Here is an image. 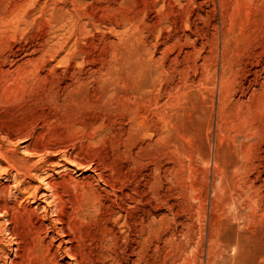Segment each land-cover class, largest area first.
I'll return each instance as SVG.
<instances>
[{
    "label": "rangeland",
    "instance_id": "obj_1",
    "mask_svg": "<svg viewBox=\"0 0 264 264\" xmlns=\"http://www.w3.org/2000/svg\"><path fill=\"white\" fill-rule=\"evenodd\" d=\"M210 1L0 0V205L90 202L92 264H264V0Z\"/></svg>",
    "mask_w": 264,
    "mask_h": 264
},
{
    "label": "bare ground",
    "instance_id": "obj_2",
    "mask_svg": "<svg viewBox=\"0 0 264 264\" xmlns=\"http://www.w3.org/2000/svg\"><path fill=\"white\" fill-rule=\"evenodd\" d=\"M213 5V7L215 8L216 2L214 0L210 1ZM219 2V0H218ZM204 3V2H203ZM200 4V3H199ZM146 6V5H145ZM205 6V5H204ZM21 9V8H20ZM213 9V8H212ZM206 12V11H205ZM219 13V12H218ZM214 14V13H213ZM212 14V15H213ZM217 17V15H216ZM224 18V17H223ZM228 18V17H227ZM264 19V18H263ZM186 21V20H185ZM222 23V22H221ZM220 24V23H219ZM187 25V24H186ZM215 25V24H214ZM220 26V25H219ZM213 27V26H212ZM211 28V26H210ZM228 28V27H227ZM222 30V28H221ZM221 30L218 28V26L215 27V31H217V34H219L221 36V40H218V46L220 44H225V35L221 32ZM201 31V30H200ZM203 31V30H202ZM207 31V30H206ZM205 32V31H204ZM252 32V31H251ZM230 33V31H229ZM194 34V33H193ZM260 39H258V43H257V48L259 50V52L257 54L254 55V57L251 58H247V65L248 64H253L254 62H256L257 64L260 63H264V27H262L260 29ZM212 35V34H211ZM195 36V35H194ZM200 36V35H199ZM202 36V35H201ZM204 36V35H203ZM211 37V36H210ZM206 38V37H204ZM209 38V37H208ZM216 38V37H215ZM253 39V38H252ZM211 41V40H210ZM200 42V41H199ZM255 42V41H253ZM227 43V42H226ZM230 43V42H228ZM201 45V44H198ZM212 45V44H211ZM226 45V44H225ZM205 46V45H204ZM230 46V45H229ZM221 47V46H220ZM223 47V46H222ZM252 47V46H251ZM225 48V47H224ZM210 49V48H209ZM200 50V49H199ZM221 50V48H220ZM202 51V50H201ZM228 51V50H227ZM226 52V51H225ZM249 53V52H248ZM235 54V53H234ZM236 55V54H235ZM219 56L221 57V55L219 54ZM210 57V56H209ZM229 57V55H228ZM232 57V56H231ZM230 57V58H231ZM238 57V56H237ZM219 58V57H217ZM213 59V58H212ZM225 59V58H224ZM228 59V58H227ZM225 59V60H227ZM217 60V59H216ZM232 61V60H231ZM235 63V61L233 62ZM219 64V63H218ZM246 64L245 61L244 63H239V65H243ZM213 66V65H212ZM222 67V66H221ZM242 67V66H240ZM239 68V67H238ZM227 69V68H226ZM257 69V68H256ZM224 71L218 72L216 70L214 79L216 82V93L218 94H223L225 92V88L226 86L224 85V80H225V68H223ZM247 70V69H246ZM211 76V75H210ZM213 76V75H212ZM260 76V75H259ZM212 83V82H211ZM217 95V94H216ZM225 97V96H224ZM247 139V138H246ZM220 142V140H219ZM247 143V142H246ZM260 145L264 146V135L261 136L260 138ZM249 149V148H248ZM263 149V148H262ZM264 152V151H263ZM84 167V166H83ZM218 169V168H217ZM67 170V169H65ZM69 170V169H68ZM85 170V169H84ZM251 176V175H250ZM87 177L83 178L86 179ZM244 178V177H243ZM259 179V178H258ZM74 180V179H73ZM249 181V180H248ZM247 181V182H248ZM257 181V180H256ZM252 182V187H257V182ZM246 182V183H247ZM70 183V182H69ZM72 184V183H71ZM28 185V184H27ZM84 185V184H83ZM264 186V185H263ZM33 187V186H32ZM31 187V188H32ZM71 188V187H70ZM89 188V187H88ZM251 189V188H250ZM257 189V188H256ZM22 193L21 195H28L27 199H36L37 195H32L30 194V187L29 186H23V189L21 188ZM35 190H37L35 188ZM85 191V190H84ZM2 191H0V195ZM21 192V191H20ZM47 193H43L42 198L41 199H47L49 198L48 193H51V196L53 195V198H55V207H56V216L58 217V224L57 227L52 228L53 232L51 234H54L55 237H51L50 233H45V227L44 224L42 222H35V213L33 211L30 212H24V214H21L20 212L16 211V213H14L15 209H13L12 207H8L6 204L5 205H0V210L2 209L4 211L2 217L5 218L6 216H8V227L5 226L3 224V222L0 224V230L2 229V231H7L11 238L12 241L10 243L11 247L9 249L10 253H14V258H11L8 256V253L6 250L2 249L0 247V264H28V260L27 262L24 260L25 256L27 254H29L31 252L30 255H34L37 254L36 253H32L33 249H38L41 250L40 254L41 258L40 261L37 264H60V259L63 255H67L66 258L70 260V262H72L73 264H92L94 263L93 259L91 258V256L88 254V252L84 251V248L86 247V239L84 236H79L77 235V233H75V230H77L75 227V230L73 229V225L71 222V225H67L65 222V220H63V218H61L62 216L66 217L68 215H64V213H69L67 212V210H65V206H67L66 208H68V205H66V203L70 204L72 206V211L73 214H77V213H83L85 210H87V208L90 206V202H86L83 204L84 201L81 202V200H79L83 205H81V203L75 202L76 200L73 199V197L68 198L66 197V199H64L62 193H60L58 190L55 189L54 186L49 185L48 189L46 190ZM87 193V192H86ZM260 193V192H259ZM76 194V193H75ZM85 194V193H84ZM92 194V193H91ZM262 194V193H261ZM22 196V197H23ZM70 196V195H69ZM77 196V195H76ZM1 197V196H0ZM82 197V195H81ZM94 197V196H93ZM76 198V197H75ZM87 198V197H86ZM92 199V198H91ZM103 199V198H102ZM131 199V198H130ZM255 199V198H254ZM38 200V198H37ZM86 200H90L89 197ZM34 201V200H33ZM93 203L94 200L92 199ZM96 201V200H95ZM138 201V200H137ZM261 201V200H260ZM264 201V199H263ZM36 202V201H35ZM262 202V201H261ZM99 203V202H98ZM243 203V202H242ZM244 204V203H243ZM94 205V204H93ZM22 206V205H21ZM48 206V205H47ZM249 206V205H248ZM262 206V205H261ZM50 207V205H49ZM23 208V207H22ZM21 208V209H22ZM37 208V207H36ZM35 208V209H36ZM51 208V207H50ZM26 209V208H24ZM27 210V209H26ZM25 210V211H26ZM49 210V209H48ZM66 211V212H65ZM86 213V212H85ZM260 213V212H259ZM71 214V211L69 213V215ZM243 214V213H242ZM72 215V214H71ZM1 216V215H0ZM55 216V215H54ZM77 216V215H76ZM79 216V215H78ZM1 217V218H2ZM72 217H74L72 215ZM255 217V216H254ZM52 218V217H51ZM69 218V217H67ZM77 218V217H76ZM72 219V218H70ZM1 220V219H0ZM74 220V218H73ZM79 220V219H78ZM2 221V220H1ZM76 221V220H74ZM84 221V220H83ZM5 223V222H4ZM54 223V222H53ZM78 223V222H76ZM65 224L67 226H69V229H66ZM13 226V227H11ZM75 226V224H74ZM82 227V226H81ZM51 230V229H50ZM140 231V230H139ZM50 232V231H49ZM1 233V232H0ZM82 235V234H81ZM90 239V238H89ZM56 244H58L56 246ZM64 246H67L66 248H64ZM229 247V246H228ZM28 255V256H30ZM35 256V255H34ZM36 257V256H35ZM32 258V257H31ZM31 258L29 257V259L31 260ZM64 258V257H63ZM27 259V258H26ZM33 259V258H32ZM35 259V258H34ZM62 260V259H61ZM63 261V260H62ZM37 262V261H36ZM33 264V263H32ZM35 264V263H34ZM71 264V263H68Z\"/></svg>",
    "mask_w": 264,
    "mask_h": 264
}]
</instances>
